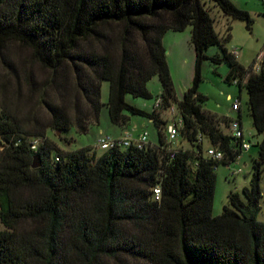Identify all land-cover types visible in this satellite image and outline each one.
<instances>
[{"label": "trees", "instance_id": "16d2710c", "mask_svg": "<svg viewBox=\"0 0 264 264\" xmlns=\"http://www.w3.org/2000/svg\"><path fill=\"white\" fill-rule=\"evenodd\" d=\"M211 1L225 16L253 23L234 0H0V264H264V51L258 70L256 61L240 63L224 44L232 27L219 35ZM189 27L195 72L179 99L163 38ZM213 45L222 55L207 54ZM206 59L226 61V80L246 87L262 135L250 183L229 194L219 215L217 168L242 152L222 127L229 118L203 108ZM34 64L50 75L42 84ZM156 75L160 107L128 100L155 97L148 83ZM104 80L111 121L147 117L159 144L63 151L48 137L49 129L87 133L99 124ZM174 105L185 143L177 146L167 141L160 113ZM205 139L223 159L207 156ZM36 155L42 164L33 168Z\"/></svg>", "mask_w": 264, "mask_h": 264}, {"label": "rangeland", "instance_id": "374dc122", "mask_svg": "<svg viewBox=\"0 0 264 264\" xmlns=\"http://www.w3.org/2000/svg\"><path fill=\"white\" fill-rule=\"evenodd\" d=\"M242 8L247 9L252 18L253 23L248 27L243 20L233 19L225 16L213 1L210 2L211 14L215 16V28L221 37H226V29L228 24L231 25L230 38L224 39V44L229 49H237L240 53L238 60L244 66L249 67L254 61H260V56L264 51V0H239ZM262 10V11H260ZM176 33V32H171ZM181 38V44L184 51L180 53H171L170 62L176 69V91L179 99L183 98L184 92L191 86L195 72L194 46L191 43L190 27L185 31L178 32ZM15 52L28 57L29 51L19 46L14 47ZM168 54V52H167ZM208 55H222V48L219 45H213L207 50ZM38 81L42 84L50 75L45 72L38 64H34ZM229 72V65L226 61L220 64H214L211 60L206 59L202 66V82L199 91L203 93L207 99L203 103V108L213 114L223 115L222 117L234 118V110H232L233 100L241 97V106L248 120L246 135L250 136L252 146L250 151H244L240 157L231 164H221L217 168V183L213 205V214L222 213L225 205L229 203V194L232 191H242L243 187L250 183L251 169L253 161L259 156L258 142L262 140V135L258 134L255 128L249 123L251 116L248 110V94L246 87L240 86L234 82H228L226 75ZM148 88L155 97L145 99L142 97L135 98L128 94V100L139 107L150 110L153 109L156 98L162 93V84L158 75L154 76L148 83ZM110 82L104 80L102 82V101L104 103L99 124H92L87 133H80L75 127L69 130L57 132L49 129L48 137L63 151H75L83 147H92L96 149L97 141L101 134L110 135L112 137L121 134L126 127L137 131L145 130L149 134V140L155 144L160 143V133L158 126L149 118L130 114V120L125 126L114 124L111 121L108 109ZM232 94V98L228 94ZM161 116L167 122L177 119L178 110L176 105L168 110L160 112ZM226 129V126H224ZM165 132V131H164ZM179 140L173 146L183 145ZM205 147L210 146L208 139L204 141ZM187 145V144H186ZM101 153L100 149H97ZM261 186L263 196L261 199V211L258 215L260 221H264V172L262 174Z\"/></svg>", "mask_w": 264, "mask_h": 264}, {"label": "built area", "instance_id": "2783aa9c", "mask_svg": "<svg viewBox=\"0 0 264 264\" xmlns=\"http://www.w3.org/2000/svg\"><path fill=\"white\" fill-rule=\"evenodd\" d=\"M232 53L238 57L239 51L237 49H232ZM262 55L260 56V61H256L254 65V69L258 70L260 67V62L262 59ZM232 98V97H230ZM233 99V98H232ZM241 98L236 97L233 100L232 109L235 111H239L241 108ZM162 103V99L158 97L154 103V107L158 108L160 107ZM182 124V119L178 115L177 119L171 122H168L166 125V137L167 141L171 144H174L175 141L177 142L179 140V126ZM226 126V131L229 135H232L236 142L240 144L241 152L248 151L251 146L252 142L251 139H247L245 128L242 124V121L239 117L229 118L228 123H222V127ZM198 140L200 142H203L204 136L202 133L198 134ZM149 142V134L147 131H137L134 129L127 128L125 129L123 135L119 138H114L110 135H104L101 134L97 141V147L101 150L108 149L111 147H114L116 145H125L128 146L132 143H135L138 147L142 148ZM37 144L36 142H32V147L36 148ZM205 151L207 156L216 159L221 160L224 158V153L222 150H220L218 147L210 145L205 147ZM241 153V154H242ZM240 157V155L237 157V159ZM154 196L155 199H160L161 196V190L160 187L154 188Z\"/></svg>", "mask_w": 264, "mask_h": 264}, {"label": "crops", "instance_id": "0c3cea01", "mask_svg": "<svg viewBox=\"0 0 264 264\" xmlns=\"http://www.w3.org/2000/svg\"><path fill=\"white\" fill-rule=\"evenodd\" d=\"M239 6H241L240 5V3H239V0H234ZM243 6V5H242ZM243 7H245V6H243ZM260 11H262V10H260ZM171 32H175V31H168L166 34H165V36H164V38H163V41H164V45H165V47L167 48V52H168V62H169V66H170V69H171V73H172V77H173V80H174V82L176 83V69H175V67H174V65L172 66V64H171V62H170V55H171V53H180V52H183L184 51V46H183V44H181V39L180 40H178L179 38H181L180 37V35L181 34H179L178 32H176V33H171ZM194 50H195V48H194ZM240 55V54H239ZM194 57H195V61H196V51H195V53H194ZM239 57V56H238ZM240 61V60H239ZM242 63V62H241ZM244 65V64H243ZM228 97H232V94L231 93H229L228 94ZM233 98V97H232ZM154 107V105H152V108ZM150 110H152V109H150ZM233 110V109H232ZM234 112H235V110H234ZM249 114V113H248ZM216 115H218V114H216ZM218 116H223V115H218ZM233 117H239L240 119H241V121H242V124H243V126H244V128H245V133H246V130L248 129V126H247V122H248V120L246 119V114H245V112H244V110L242 109V106H241V108H240V110L239 111H236L235 112V114L233 115ZM252 126H253V124H252V118L250 119V122H249ZM125 129L126 128H124L123 130H122V132H121V134L120 135H118V136H114V138H119V137H121L122 135H123V133H124V131H125ZM247 136V139H250L249 137L250 136H248V135H246ZM180 141V140H179ZM251 150V148L248 150V151H250Z\"/></svg>", "mask_w": 264, "mask_h": 264}, {"label": "water", "instance_id": "95a60500", "mask_svg": "<svg viewBox=\"0 0 264 264\" xmlns=\"http://www.w3.org/2000/svg\"><path fill=\"white\" fill-rule=\"evenodd\" d=\"M41 164H42V162H41V158H40V156L36 155V156L34 157L32 167H33V168H38V167L41 166Z\"/></svg>", "mask_w": 264, "mask_h": 264}]
</instances>
